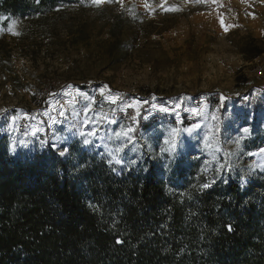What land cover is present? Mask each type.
Wrapping results in <instances>:
<instances>
[{
    "label": "rangeland",
    "instance_id": "rangeland-1",
    "mask_svg": "<svg viewBox=\"0 0 264 264\" xmlns=\"http://www.w3.org/2000/svg\"><path fill=\"white\" fill-rule=\"evenodd\" d=\"M87 1L41 27L0 28V135L26 151L67 147L66 156L77 142L122 167L138 163L140 145H156L163 182L167 166L198 152L207 169L221 159L219 173L243 182L264 170V148L243 146L250 124L264 131V95L252 111L264 79L251 77L264 53V0ZM126 109L159 122L126 124Z\"/></svg>",
    "mask_w": 264,
    "mask_h": 264
},
{
    "label": "trees",
    "instance_id": "trees-1",
    "mask_svg": "<svg viewBox=\"0 0 264 264\" xmlns=\"http://www.w3.org/2000/svg\"><path fill=\"white\" fill-rule=\"evenodd\" d=\"M86 3L0 0V28L41 27ZM247 134V151L264 148V131L250 124ZM12 143L0 135V264H264V170L243 182L219 173L221 159L207 169L198 152L167 166L163 182L156 145H140L138 163L122 167L77 142L68 156L50 143L32 151Z\"/></svg>",
    "mask_w": 264,
    "mask_h": 264
},
{
    "label": "built area",
    "instance_id": "built-area-1",
    "mask_svg": "<svg viewBox=\"0 0 264 264\" xmlns=\"http://www.w3.org/2000/svg\"><path fill=\"white\" fill-rule=\"evenodd\" d=\"M239 15L242 17H245L248 15L247 9H241L239 11ZM251 77L254 78L257 81H261L264 79V53L254 59V65L251 71ZM218 96L216 97V99ZM119 118L122 122L126 124H135L137 123L140 128H144L149 123H156L159 122V118L157 116H151L149 119H143L141 121H138V115L134 109H126L119 113ZM186 123L188 125H192L194 121L192 119H186ZM24 123L20 125V129H23ZM38 140L40 142H46V139L43 135L38 136Z\"/></svg>",
    "mask_w": 264,
    "mask_h": 264
},
{
    "label": "snow or ice",
    "instance_id": "snow-or-ice-1",
    "mask_svg": "<svg viewBox=\"0 0 264 264\" xmlns=\"http://www.w3.org/2000/svg\"><path fill=\"white\" fill-rule=\"evenodd\" d=\"M103 2H105V0H91V3H92L93 5H96V6H98L99 4H101V3H103ZM160 111H162V112H163V111H168V109H166V108H161ZM193 112H195V109H193ZM129 131H132V129H129ZM244 131L247 132L248 130L245 129ZM117 135L119 136L120 133H117ZM84 143H85V144H88L89 141L85 140ZM165 143H167V141H165ZM68 151H69V149H68L67 147H65V148H63V149H60V150H59V155L64 156ZM214 182H215V181L213 180V181H211V182H209V183H206V184L201 185V187H202V188H208V187L211 186V183H214ZM226 228H227V230H228L229 232L233 231V226H232L231 224H227V225H226ZM116 242H117L118 244H119V243H122V241L119 240V239H118Z\"/></svg>",
    "mask_w": 264,
    "mask_h": 264
},
{
    "label": "bare ground",
    "instance_id": "bare-ground-1",
    "mask_svg": "<svg viewBox=\"0 0 264 264\" xmlns=\"http://www.w3.org/2000/svg\"><path fill=\"white\" fill-rule=\"evenodd\" d=\"M141 1L144 2V4L146 3V0H141ZM234 1H236V2H238V3H240V4L243 3V0H234Z\"/></svg>",
    "mask_w": 264,
    "mask_h": 264
}]
</instances>
